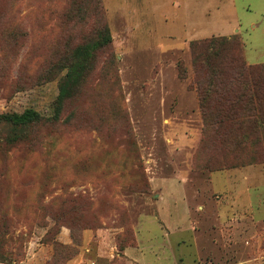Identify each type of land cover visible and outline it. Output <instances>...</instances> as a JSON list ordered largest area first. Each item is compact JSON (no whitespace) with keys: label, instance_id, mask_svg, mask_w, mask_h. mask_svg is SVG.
<instances>
[{"label":"rangeland","instance_id":"obj_1","mask_svg":"<svg viewBox=\"0 0 264 264\" xmlns=\"http://www.w3.org/2000/svg\"><path fill=\"white\" fill-rule=\"evenodd\" d=\"M101 6L111 44L50 122L92 4L0 0V116L45 119L15 142L0 122V264H264V126L207 127L190 47L235 36L264 63V0Z\"/></svg>","mask_w":264,"mask_h":264},{"label":"trees","instance_id":"obj_2","mask_svg":"<svg viewBox=\"0 0 264 264\" xmlns=\"http://www.w3.org/2000/svg\"><path fill=\"white\" fill-rule=\"evenodd\" d=\"M98 29L95 38L72 49L62 58H72L68 73L59 81V94L55 101L54 115L50 122L59 120L62 109L81 85L89 58L107 48L112 41L110 31L104 23L101 0H89ZM195 84L200 94V108L204 122L217 127L215 132L243 139L260 136L264 126V63L247 64L241 57L238 38L232 36L212 37L190 44ZM44 118L33 109L24 112L3 114L10 128L8 139L12 142L27 138L31 127L44 122ZM224 131V132H223Z\"/></svg>","mask_w":264,"mask_h":264},{"label":"crops","instance_id":"obj_3","mask_svg":"<svg viewBox=\"0 0 264 264\" xmlns=\"http://www.w3.org/2000/svg\"><path fill=\"white\" fill-rule=\"evenodd\" d=\"M236 197H237L236 199L238 200V202L240 201L241 203L249 199L248 194H245V193H237Z\"/></svg>","mask_w":264,"mask_h":264}]
</instances>
